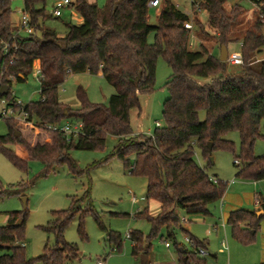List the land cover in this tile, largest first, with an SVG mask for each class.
<instances>
[{
	"label": "trees",
	"instance_id": "trees-1",
	"mask_svg": "<svg viewBox=\"0 0 264 264\" xmlns=\"http://www.w3.org/2000/svg\"><path fill=\"white\" fill-rule=\"evenodd\" d=\"M12 1L0 0V87L7 86V92L0 94V98L12 100L10 78L25 81L36 62L40 88L39 100L25 106L29 120L37 126L28 125L19 131L14 120H4L7 133L0 136V154L24 172L30 161H37L42 165V176L59 168H66L75 176L82 170L71 158V152L102 151L107 137H114L116 145L105 161L118 159L131 175L144 178L145 199L159 205L156 216H150L147 209L134 216L150 224L147 236L139 231L129 232L135 258L141 253L146 255L152 239L163 238L162 231L166 239L174 241L176 230H182V219L186 222L194 217L211 216L209 206L223 198L227 183L208 176L206 168L195 161V150L207 161V166L212 164L209 158L213 151L231 152L234 161H238L233 162L238 169L236 178L264 181V155H253V145L262 137L260 130L264 128V61L258 68L251 65L254 57L264 50V0H250L257 7L256 18L241 40L235 41L241 44L238 52L241 64L236 71H229L228 62H220L201 43L197 50L190 49L191 31L184 28L185 23H190L201 34L209 35L207 29L218 46L227 48L233 42L229 35L243 13L239 5L227 12L224 5L228 0H190L193 13L199 9L206 14L205 23L191 22L170 0H162L155 26L148 23L149 0H106L103 7L89 0H74L69 8L81 17L82 24H65L63 37L44 26L46 0H22V12L29 17L33 33L18 32L11 23ZM151 33L154 41L149 44ZM159 57L171 69L165 84L168 97L162 108L164 126L156 127L150 136L133 135L130 114L139 110L140 96L155 91ZM99 72L115 91L107 105L89 102L81 87L75 95L78 108L59 100L58 88L68 76ZM202 78L208 81L199 83L197 80ZM201 112L203 121L199 119ZM65 122L80 124L81 134L67 137L43 129ZM230 132L239 135L237 155L234 143L224 138ZM208 143L212 144L211 152ZM16 147L18 151L14 150ZM130 156H134L132 161ZM24 186H20L22 192ZM3 194L11 196L16 192ZM256 203L258 210L263 211L260 217L256 216V210L239 209L228 214L226 224L231 236L242 245L255 242L264 220V204L259 196ZM77 204L74 202L68 210L52 212L54 220L45 230L53 234L54 245L45 246L36 259L26 258L22 244L26 211L8 213L6 224L0 227V264H70L77 260V247L67 244L63 237L78 214L77 231L84 236L83 218L89 211L79 209ZM107 238L109 248L120 251L121 236L108 232ZM192 241V251L177 250L181 258L178 264L202 263L197 257L201 243Z\"/></svg>",
	"mask_w": 264,
	"mask_h": 264
},
{
	"label": "rangeland",
	"instance_id": "rangeland-1",
	"mask_svg": "<svg viewBox=\"0 0 264 264\" xmlns=\"http://www.w3.org/2000/svg\"><path fill=\"white\" fill-rule=\"evenodd\" d=\"M71 1L74 2V0ZM170 1L178 10L189 16L191 22H206L204 12L193 13L190 0ZM56 2L57 0H46L44 26L56 32L59 37H63L66 33L65 24L70 23L78 26L82 24V19L69 7L62 8L61 16L54 17L52 11ZM89 2L95 3L98 7H103L106 4V0H89ZM234 5L241 6L243 13L238 18V25L229 35L233 41L227 46L229 58L239 57V42L235 41L241 40L245 31L255 20L257 12V7L250 0H228L224 9L229 12ZM22 9V0L12 1V20L15 26L18 24ZM160 10L149 8L148 23L151 26L156 25ZM191 27L189 48L197 50L199 41H201L208 52L219 57L221 46H218L217 39L213 37L212 33L206 29L209 35H203L192 24ZM262 34L264 36V27ZM153 41L154 34L151 33L148 36V43L152 44ZM263 61L264 50L254 57L251 65L258 68L260 62ZM228 64L229 71L238 69L239 65ZM170 75L171 69L159 57L156 62L155 91L150 95L140 96L139 110L131 111L130 127L133 135L150 136L156 129V123H159V127L164 126L162 108L168 97L165 84ZM197 81L206 83L208 79L202 78ZM10 83L11 96L16 97L23 106L39 100L40 82L35 70L25 81L11 80ZM78 87L85 91L89 102L94 104L107 105L109 97L115 93L114 89L100 75L84 73L68 76L58 88L59 100L73 109L78 108L79 103L75 96ZM199 119L200 121L204 120V112L199 114ZM15 123L19 131H24L17 122ZM260 132L262 137L257 139L253 145V155L257 157L264 155L263 127ZM6 133L5 121L0 119V136H4ZM224 138L234 143V151L237 155L240 148L238 133L230 132ZM115 145L116 139L108 136L102 151H72L71 158L82 170L81 174L75 176L71 175L66 168H59L55 173L42 176V165L37 161H30L27 171L24 172L15 168L0 154V193L16 192L11 196L0 195V227L6 224L8 213L26 211L22 244L27 259L38 258L42 255L45 246L52 247L54 245L53 234L45 230L51 226L54 220L52 212L68 210L74 205V202L75 205L79 202L77 207L89 212L83 218V237L77 231L80 221L79 214L73 218L64 231V241L76 246L79 253V258L70 264H95L98 259L105 260L106 264H178L181 259L180 256L178 259V249L182 248L189 252L193 250L192 245L185 242L187 235L205 246L206 255L201 257V264H264V220L261 221V227L254 243L251 245L238 243L232 238L230 229L225 224L224 214L227 211V206L224 199L209 206L211 216L194 217L181 223V227L186 232L180 229L176 230L174 241L166 239L165 232L162 231L163 238L161 239L159 236L152 239L147 254L141 253L135 258L132 255V242L125 236L132 231H139L147 236L150 224L145 219H136L134 216L147 209L148 214L153 217L157 215L159 205L155 201L145 199L146 180L144 178L131 175L118 159L111 158L105 161ZM14 150L18 151V148L16 147ZM211 157L212 164L207 166V161L202 159L198 150L194 152L195 161L202 168H206L209 177L227 183L225 193L229 199L234 200L238 196L241 197L243 204L240 207L250 211L258 209L254 200L256 196H259L264 204V181L256 183L236 178L238 169L233 165L234 157L231 152L215 150ZM133 158L134 156H130L131 161ZM21 184L26 185L23 192ZM24 199H26L25 205ZM256 212L263 211L257 210ZM108 232L121 236L120 251L109 248ZM222 242H224V247L221 246ZM143 258H146L145 261Z\"/></svg>",
	"mask_w": 264,
	"mask_h": 264
},
{
	"label": "built area",
	"instance_id": "built-area-1",
	"mask_svg": "<svg viewBox=\"0 0 264 264\" xmlns=\"http://www.w3.org/2000/svg\"><path fill=\"white\" fill-rule=\"evenodd\" d=\"M162 0H149L148 2V7L149 8H154V9H159L161 6ZM72 3L71 0H57L55 7L52 11V14L54 17H59L61 16V9L64 7H69L70 4ZM197 12L199 13L200 10L198 9ZM262 22L264 23V18H262ZM18 29V32H22L25 34H32L33 33V28L30 25V20L27 14L21 12L20 18L18 21V24L15 26ZM184 28L187 30H191V24L190 23H185ZM5 54L7 53V49H5ZM230 65H240L241 64V59L240 57H235V58H228L227 60ZM11 63V62H10ZM34 70L38 78H40V69L39 66H34ZM10 80H14L13 78H10ZM0 119H11L17 122L20 125L23 126H28V125H35V123L31 120H29V115L25 110V106L22 105L20 101H18L14 96L12 100H7L5 98H0ZM156 127H159V123L155 124ZM43 129L47 132H59L67 137L70 136H77L81 134V125L80 124H70L66 122L65 124L62 125H47L44 126ZM235 164H238V161H234ZM134 201V199H133ZM257 204V203H256ZM184 222V219L181 220ZM126 239H129V232L126 234ZM185 242L193 245V241L191 238L186 236ZM166 246L168 247V244L166 243ZM199 253L203 255V251L199 250ZM95 264H106L105 260L98 259Z\"/></svg>",
	"mask_w": 264,
	"mask_h": 264
},
{
	"label": "crops",
	"instance_id": "crops-1",
	"mask_svg": "<svg viewBox=\"0 0 264 264\" xmlns=\"http://www.w3.org/2000/svg\"><path fill=\"white\" fill-rule=\"evenodd\" d=\"M11 23H12V25L13 26H15V24L13 23V20H12V14H11ZM18 23V22H17ZM17 25V24H16ZM201 44H202V42L201 41H199ZM241 46V44L239 43V47ZM227 54H228V52H227ZM228 58H229V55H228ZM231 58H235V57H231ZM36 66H39L38 65V63H37V65H35V67ZM98 75H100L101 77H102V75H101V73L99 72L98 73ZM16 98V97H15ZM20 125V124H19ZM22 128V130H25L26 129V126H23V125H20ZM257 183V182H256ZM226 194V193H225ZM223 195V198L221 199V201L224 199V201L226 202V206H227V211H226V213L224 214V216L226 217V221H227V217H228V214L230 213V212H232V211H235V210H239V209H243V207H240V206H242V204H243V200L241 199V197H239L238 196V198L237 199H229L228 198V196H227V194L226 195ZM255 200V204H256V198L254 199ZM230 201V202H229ZM257 205V204H256ZM244 210V209H243ZM258 209H256V211H257ZM247 211H250V210H247ZM159 212V211H158ZM158 214V213H157ZM156 216V215H155ZM187 220V219H186ZM226 221H225V224H226ZM226 226H227V224H226ZM228 227V226H227ZM260 227H261V225H260ZM229 228V227H228ZM182 230L184 231V232H186L185 231V229H183L182 228ZM264 231V230H263ZM189 238H191L192 240H195L193 237H191V236H189V235H187ZM221 246L222 247H224V242H222V244H221ZM263 246H264V240H263ZM198 250H202L203 251V255H201L200 253H198L197 254V257H198V259H200L201 261H202V259H201V257H204L205 255H206V253H205V251H206V249H205V246H204V244L203 243H201V247L198 249ZM264 251V250H263ZM145 259L146 258H143V260L145 261ZM178 259H179V255H178Z\"/></svg>",
	"mask_w": 264,
	"mask_h": 264
},
{
	"label": "water",
	"instance_id": "water-1",
	"mask_svg": "<svg viewBox=\"0 0 264 264\" xmlns=\"http://www.w3.org/2000/svg\"><path fill=\"white\" fill-rule=\"evenodd\" d=\"M227 60H228L227 48L225 47V45H221L220 55H219V61L220 62H227ZM6 92H7V86L6 85H2L0 87V94L3 95ZM16 135H17V133H16ZM211 148H212V144L211 143H208V150H209V152H211ZM209 161L212 163V157L211 156L209 158ZM23 201H24V205H25L26 199H24ZM262 215H263V212H256V216L260 217ZM20 224H21L20 221H18L16 223L17 226H19Z\"/></svg>",
	"mask_w": 264,
	"mask_h": 264
}]
</instances>
